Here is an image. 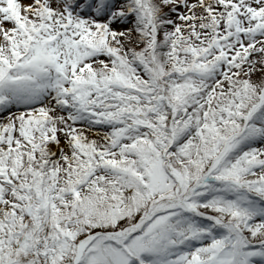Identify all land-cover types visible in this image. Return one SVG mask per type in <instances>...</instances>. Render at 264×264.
<instances>
[{"label":"snow or ice","instance_id":"obj_1","mask_svg":"<svg viewBox=\"0 0 264 264\" xmlns=\"http://www.w3.org/2000/svg\"><path fill=\"white\" fill-rule=\"evenodd\" d=\"M0 264H264V0H0Z\"/></svg>","mask_w":264,"mask_h":264}]
</instances>
